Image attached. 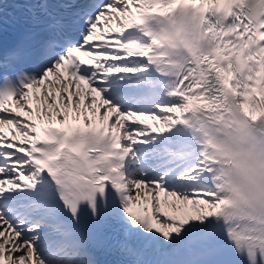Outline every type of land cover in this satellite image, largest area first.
<instances>
[{
    "label": "snow or ice",
    "instance_id": "1",
    "mask_svg": "<svg viewBox=\"0 0 264 264\" xmlns=\"http://www.w3.org/2000/svg\"><path fill=\"white\" fill-rule=\"evenodd\" d=\"M0 264H264V0H0Z\"/></svg>",
    "mask_w": 264,
    "mask_h": 264
}]
</instances>
